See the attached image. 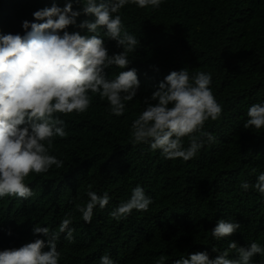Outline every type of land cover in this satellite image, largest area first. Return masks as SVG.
I'll list each match as a JSON object with an SVG mask.
<instances>
[{
	"label": "trees",
	"instance_id": "1",
	"mask_svg": "<svg viewBox=\"0 0 264 264\" xmlns=\"http://www.w3.org/2000/svg\"><path fill=\"white\" fill-rule=\"evenodd\" d=\"M53 2L64 5V0H0V34L23 35L22 21L33 22L32 13ZM119 14L124 29L139 41L128 54L140 81L137 96L125 102L120 117L110 116L98 95L85 113L61 117L68 120L67 135L54 138L50 154L63 160V167L27 177L33 192L28 199H0V251L29 236L34 224L57 231L66 215L75 231L72 242L65 234L57 241L63 264H99L103 255L115 264H156L163 255L165 264H173L202 251L215 257L232 241L264 247V198L252 187L241 188L264 172V129L243 128L248 107L264 102V0H163L155 9L126 5ZM105 45L110 54L122 51L107 38ZM185 67L190 76L211 74L210 87L223 108L221 117L204 127L216 142L187 162L164 159L148 144L131 142V124L144 110L143 100L171 71ZM121 70L107 69L108 78ZM188 143L185 138V148ZM137 185L153 201L148 211L112 219L109 213ZM89 191L108 192L111 199L85 223L77 206H85ZM220 219L241 227L216 240L211 229ZM252 264H264V254Z\"/></svg>",
	"mask_w": 264,
	"mask_h": 264
},
{
	"label": "clouds",
	"instance_id": "2",
	"mask_svg": "<svg viewBox=\"0 0 264 264\" xmlns=\"http://www.w3.org/2000/svg\"><path fill=\"white\" fill-rule=\"evenodd\" d=\"M162 2L64 0L63 7L53 2L51 7L33 12V22L22 21L23 35L0 34V199H28L33 192L25 183L27 177L45 174L52 166L63 167V160L50 154L54 138L67 135L68 120L62 116L85 113L97 95L107 101L110 116L124 115L125 102L132 101L140 88L137 70L129 68L128 59L139 41L124 29L119 13L126 5L155 9ZM105 38L115 41L122 51L110 54ZM112 67L122 70L109 79L106 70ZM211 83L210 73L198 71L190 76L187 67L171 71L143 100L145 108L131 124V142L148 144L164 159L187 162L195 158L206 143L216 142L215 135L204 127L209 120H218L223 112ZM246 115L244 129H264V102L249 106ZM249 187L264 198V172L254 184H241L244 190ZM87 196V203L77 206V211L85 223H91L94 209H104L111 198L108 192L98 195L89 191ZM152 203L137 185L130 198L109 215L119 221L133 210L148 211ZM71 223V216L66 215L57 231L34 224L29 236L17 237L3 247L0 264H63L57 241L60 234L73 241L75 229ZM240 227L238 222L220 219L211 229V236L216 240L227 238ZM233 250L236 257L229 258ZM259 254H264V247L257 242L240 247L232 241L215 257L202 251L181 256L173 264H252L253 257ZM166 259L161 255L156 264H165ZM99 264L115 262L103 255Z\"/></svg>",
	"mask_w": 264,
	"mask_h": 264
}]
</instances>
